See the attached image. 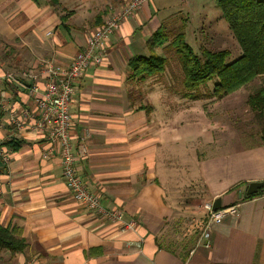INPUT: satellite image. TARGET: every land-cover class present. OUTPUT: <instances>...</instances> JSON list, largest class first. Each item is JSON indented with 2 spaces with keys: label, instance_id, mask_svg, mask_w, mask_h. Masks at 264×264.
<instances>
[{
  "label": "crops",
  "instance_id": "0c3cea01",
  "mask_svg": "<svg viewBox=\"0 0 264 264\" xmlns=\"http://www.w3.org/2000/svg\"><path fill=\"white\" fill-rule=\"evenodd\" d=\"M128 1L0 0V73L27 74L0 84V224L25 241L21 251L0 250V264H264V186L243 194L249 182H264V142L222 140V121L209 112L214 98L191 102L157 79L130 77L129 60L149 54L147 40L172 1L149 0L124 19L108 36L102 63L75 82L70 102L78 176L103 208L121 210L133 227L73 198L59 146L35 128L46 80L39 63H70L106 15ZM194 105L201 111L192 113ZM22 109L29 116L17 128L10 115ZM184 197L237 205L209 229L208 247L198 244L205 211L188 219Z\"/></svg>",
  "mask_w": 264,
  "mask_h": 264
},
{
  "label": "trees",
  "instance_id": "16d2710c",
  "mask_svg": "<svg viewBox=\"0 0 264 264\" xmlns=\"http://www.w3.org/2000/svg\"><path fill=\"white\" fill-rule=\"evenodd\" d=\"M215 3L241 53L231 60H228L227 50L202 49L199 55L186 42L185 32L180 27L169 46L179 58L183 94L192 100L207 97L200 88L214 79L211 94L221 97L250 83L256 76H264V0H215ZM167 33L166 27L160 24L147 40L149 54L129 60L131 78L143 81L164 72L167 58L156 53L155 47H163L169 41ZM247 103L261 124L260 138L264 142V85L248 95ZM24 246V239L15 229L0 224V250L15 253Z\"/></svg>",
  "mask_w": 264,
  "mask_h": 264
},
{
  "label": "built area",
  "instance_id": "2783aa9c",
  "mask_svg": "<svg viewBox=\"0 0 264 264\" xmlns=\"http://www.w3.org/2000/svg\"><path fill=\"white\" fill-rule=\"evenodd\" d=\"M149 0H129L117 11L109 12L102 24L96 27L89 37L85 47L79 50L70 63L64 65L52 60H42L39 63V75L46 78L43 90L36 98L39 117L34 123L35 128L46 129L48 140L51 144L59 146L58 152L62 166V177L66 186L71 191L73 198L86 207L102 213L107 219L122 222L124 228L133 227V222H123L122 212L118 209H105L100 205L99 196L90 191L76 172L77 156L71 149L70 129L72 119L70 115V102L75 92V82L80 79L90 66H98L108 54L106 40L120 23L133 16ZM36 75L32 77L35 79ZM26 73L13 74L12 72L0 73V84L3 80L21 82ZM30 90L37 92L34 83ZM29 116L27 109H22L19 115L11 114L10 122L17 128L24 126L25 119ZM7 160L6 154L2 153ZM264 190V189H263ZM205 224L199 236L198 244L209 246L210 228L213 224L221 222L225 217L237 212L236 204H226L214 209L212 202H204Z\"/></svg>",
  "mask_w": 264,
  "mask_h": 264
},
{
  "label": "rangeland",
  "instance_id": "374dc122",
  "mask_svg": "<svg viewBox=\"0 0 264 264\" xmlns=\"http://www.w3.org/2000/svg\"><path fill=\"white\" fill-rule=\"evenodd\" d=\"M168 1H172V7L169 2L168 8L164 9L167 11L166 13L168 15L160 17L157 23L166 27L169 41L163 47H155V52L167 58V65L163 73L151 77L150 80L157 79V81L160 82L158 84H162L163 88H167L172 95L183 97V72L177 54L173 51L172 47L169 46L171 38L180 27H182L185 32L186 42L199 55L202 49L211 51L227 50L229 52L228 60H231L239 56L241 50L227 22L222 18L215 0ZM171 10L172 13L169 14ZM215 80L216 79L208 82L210 84L209 87L208 85L202 86L201 88L204 92H202L201 88L200 92L207 95L205 102H209L211 98L215 99L214 106L211 107L209 112L212 116L222 121L220 138L224 140L225 136L229 139L234 137V140H236L235 142L239 143L240 141L242 144L260 142L261 138L259 132L261 124L259 121L258 124L255 122L256 120L253 117V112L247 103V94L249 95L260 86L264 85V76H256L248 85L242 86L234 92L221 97L211 94L212 89L210 88H212ZM159 93L162 94V96L164 95V91L162 90L159 91ZM141 97L143 102L148 103L142 95ZM188 100L191 101L192 99L188 98ZM195 105L193 107L190 106L194 114L200 109ZM201 105V108H204L206 111L205 105L207 104L204 103L203 105L202 103ZM180 108V101H178V103L174 105V110L177 114L180 113ZM196 136L195 133L194 136L191 135L189 139L190 144L193 145L192 140H194V144L196 143ZM184 199L186 200H182L183 202L180 205L183 206L184 209L183 215L188 214V219L193 218L192 216L195 217L197 212L203 211L202 205L204 201L197 200L195 202H189L188 197H184ZM185 207H190L191 211L186 210Z\"/></svg>",
  "mask_w": 264,
  "mask_h": 264
},
{
  "label": "water",
  "instance_id": "95a60500",
  "mask_svg": "<svg viewBox=\"0 0 264 264\" xmlns=\"http://www.w3.org/2000/svg\"><path fill=\"white\" fill-rule=\"evenodd\" d=\"M264 186V182L263 181H251L248 184H246L243 194L244 195H251L256 193L258 190L262 189ZM221 206V200L220 198H217L214 202H213V208H219Z\"/></svg>",
  "mask_w": 264,
  "mask_h": 264
}]
</instances>
